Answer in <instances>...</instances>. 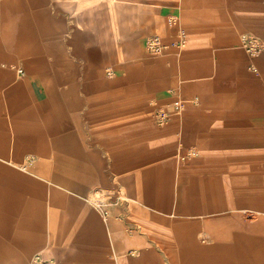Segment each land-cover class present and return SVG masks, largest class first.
<instances>
[{
	"label": "crops",
	"instance_id": "obj_1",
	"mask_svg": "<svg viewBox=\"0 0 264 264\" xmlns=\"http://www.w3.org/2000/svg\"><path fill=\"white\" fill-rule=\"evenodd\" d=\"M243 34L264 0H0V264H264Z\"/></svg>",
	"mask_w": 264,
	"mask_h": 264
},
{
	"label": "built area",
	"instance_id": "obj_2",
	"mask_svg": "<svg viewBox=\"0 0 264 264\" xmlns=\"http://www.w3.org/2000/svg\"><path fill=\"white\" fill-rule=\"evenodd\" d=\"M241 40H242V46L243 48L246 50V52L248 54H250L251 56H255L261 52L264 51V41H262L261 39L256 38L255 36L249 35V34H243L241 36ZM147 47L150 51H152L153 53H161L164 49H165V44L163 43L161 37L159 35H155L150 37L147 40ZM22 72V70H21ZM175 110L177 113H180L182 110V105L180 103H178L175 106ZM159 116L161 118V123H163L164 119L166 118V113L164 110H160L159 111ZM26 168V167H24ZM95 207L101 212V214L103 215V217L106 219L109 215V211L106 209L104 202L102 201H95L94 202ZM33 264H49V262H46L42 259L41 255H37L35 257V261Z\"/></svg>",
	"mask_w": 264,
	"mask_h": 264
},
{
	"label": "rangeland",
	"instance_id": "obj_3",
	"mask_svg": "<svg viewBox=\"0 0 264 264\" xmlns=\"http://www.w3.org/2000/svg\"><path fill=\"white\" fill-rule=\"evenodd\" d=\"M113 13L116 14V10H112V11H111V14H113ZM154 36H155V35H154ZM42 259H43L44 261H46V262H49L48 260L44 259L43 257H42Z\"/></svg>",
	"mask_w": 264,
	"mask_h": 264
}]
</instances>
